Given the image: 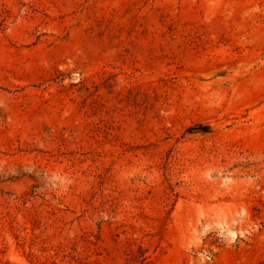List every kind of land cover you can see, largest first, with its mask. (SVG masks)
Returning <instances> with one entry per match:
<instances>
[{
    "label": "rangeland",
    "instance_id": "rangeland-1",
    "mask_svg": "<svg viewBox=\"0 0 264 264\" xmlns=\"http://www.w3.org/2000/svg\"><path fill=\"white\" fill-rule=\"evenodd\" d=\"M0 264H264V0H0Z\"/></svg>",
    "mask_w": 264,
    "mask_h": 264
},
{
    "label": "trees",
    "instance_id": "trees-1",
    "mask_svg": "<svg viewBox=\"0 0 264 264\" xmlns=\"http://www.w3.org/2000/svg\"><path fill=\"white\" fill-rule=\"evenodd\" d=\"M198 129H200L198 131H200L201 133H207V131H208V127H206V126H199ZM192 131H194V129L190 128L189 130H187V133H191Z\"/></svg>",
    "mask_w": 264,
    "mask_h": 264
}]
</instances>
